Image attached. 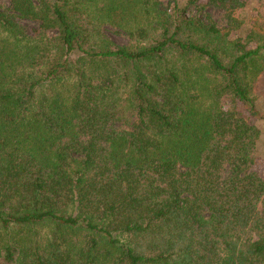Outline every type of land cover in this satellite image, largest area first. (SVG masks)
I'll return each mask as SVG.
<instances>
[{"label":"trees","instance_id":"16d2710c","mask_svg":"<svg viewBox=\"0 0 264 264\" xmlns=\"http://www.w3.org/2000/svg\"><path fill=\"white\" fill-rule=\"evenodd\" d=\"M242 6L1 0L0 264H264Z\"/></svg>","mask_w":264,"mask_h":264},{"label":"rangeland","instance_id":"374dc122","mask_svg":"<svg viewBox=\"0 0 264 264\" xmlns=\"http://www.w3.org/2000/svg\"><path fill=\"white\" fill-rule=\"evenodd\" d=\"M213 0H202L203 3H210ZM243 6L238 9L234 16L242 22L241 29L234 31L230 34L229 39L239 40L247 48H253L256 45L255 40L249 42L247 34L257 25V30L261 28L262 36H264V0H240ZM1 3V0H0ZM197 18L207 16L212 22H216L218 25L223 24V20L219 13L211 6L202 9L201 11L193 12ZM255 24V25H254ZM105 34L113 42L123 45L126 43L125 37L117 35L114 30L106 27L104 29ZM221 107L224 110L235 108L238 112L247 117L248 122L254 125L260 132L259 139L256 147V160L254 169L260 174L264 175V74L258 80L256 86V99L255 107L257 116H250L245 110L244 106L240 102H232L228 96L222 98Z\"/></svg>","mask_w":264,"mask_h":264}]
</instances>
